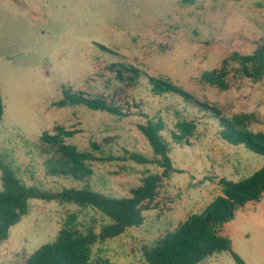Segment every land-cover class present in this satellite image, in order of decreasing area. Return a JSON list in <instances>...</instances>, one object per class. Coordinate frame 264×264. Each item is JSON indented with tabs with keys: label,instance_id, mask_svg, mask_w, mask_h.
Here are the masks:
<instances>
[{
	"label": "rangeland",
	"instance_id": "rangeland-1",
	"mask_svg": "<svg viewBox=\"0 0 264 264\" xmlns=\"http://www.w3.org/2000/svg\"><path fill=\"white\" fill-rule=\"evenodd\" d=\"M262 45L264 0H0V160L27 185L50 191L89 186L130 197L147 175L163 172L157 164L129 158L136 152L154 159L139 126L163 120L177 172L163 178L150 209L143 211V225L94 245L92 254L93 262L147 264V249L221 194L220 179L239 181L264 167V154L223 140L219 120L183 97L154 95L147 77L169 80L229 118L252 113L250 129L264 133V79L248 78L236 63L224 80L225 91L200 77L220 69L234 53L251 55ZM124 66L139 70L140 78L133 80ZM65 89L103 97L123 115L83 104L58 107ZM179 120L197 123L186 144L171 138ZM59 125L78 131L66 143L97 158L89 179L50 175L47 160L55 152L41 138ZM69 221L98 231L110 222L93 207L31 200L29 213L0 243V264H24ZM226 230L222 234L228 233L245 264H264V196L240 207ZM200 264L239 263L222 252Z\"/></svg>",
	"mask_w": 264,
	"mask_h": 264
},
{
	"label": "trees",
	"instance_id": "trees-1",
	"mask_svg": "<svg viewBox=\"0 0 264 264\" xmlns=\"http://www.w3.org/2000/svg\"><path fill=\"white\" fill-rule=\"evenodd\" d=\"M231 63L238 64L248 78L256 82L262 81L264 45L251 55L234 53L231 58L223 61L220 69L203 73L200 76L202 82L221 91L227 90L224 80L230 73ZM122 68L133 73V80H138L141 76V72L136 68L131 66ZM119 72L121 74V69ZM147 78L154 95L181 96L185 102L217 118L223 140L235 146L244 145L256 153L264 154V133L250 129L254 114L243 113L229 118L218 108L197 100L187 90L169 80L151 76ZM77 104H83L95 111L123 115L121 108L112 105L103 97L90 98L84 93H75L68 89L64 90V99L56 103L58 107ZM3 115L4 104L0 87V123ZM165 127L163 120L149 121L139 126L148 139L155 157L149 159L135 152L129 153V158L144 165L157 164L163 172L147 175L141 186L131 190L130 197H112L89 186L50 191L36 185H27L13 168L0 160L3 181V189L0 191V243L9 238L11 228L29 213L31 200L58 201L60 204H73L82 208L93 207L109 218L110 222L101 226L98 231L94 226L82 230L69 221L53 242L36 250L24 264H116L107 259L93 262V246L117 238L129 228L143 225L145 221L143 211L150 209L148 205L157 197L163 178H169L172 173L177 172L170 157L171 143L163 135ZM196 130L197 123L193 120H179L171 132V138L176 144H186L195 135ZM77 132L59 125L55 127L53 133L43 134L42 141L55 152L54 156L47 160L50 175L73 177L78 180H87L93 175L91 162L97 159L94 154L66 143V140L75 136ZM219 185L222 194L202 212L191 214L174 231L167 233L154 247L145 251L147 264H200L208 257L222 252L232 253L239 264H245L234 251L232 240L222 235L221 230L225 224L235 219L240 207L259 202L263 198L264 167L239 181L222 178Z\"/></svg>",
	"mask_w": 264,
	"mask_h": 264
},
{
	"label": "crops",
	"instance_id": "crops-1",
	"mask_svg": "<svg viewBox=\"0 0 264 264\" xmlns=\"http://www.w3.org/2000/svg\"><path fill=\"white\" fill-rule=\"evenodd\" d=\"M221 194H222V193H221ZM221 194H219V195H221ZM219 195H218V196H219ZM227 225H228V223H227V224H225V226H224V229H225V231H227V230H226V228H227ZM221 233H222V232H221ZM223 234H224V233H223ZM223 234H222V235H223ZM224 235L228 237V233H227V232H225V234H224Z\"/></svg>",
	"mask_w": 264,
	"mask_h": 264
}]
</instances>
